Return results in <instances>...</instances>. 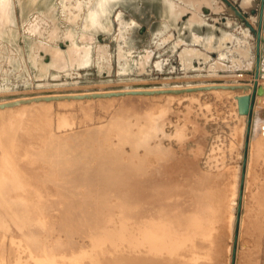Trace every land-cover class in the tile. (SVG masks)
I'll return each mask as SVG.
<instances>
[{
  "label": "rangeland",
  "instance_id": "obj_1",
  "mask_svg": "<svg viewBox=\"0 0 264 264\" xmlns=\"http://www.w3.org/2000/svg\"><path fill=\"white\" fill-rule=\"evenodd\" d=\"M259 5L8 0L0 264H174L166 254L126 260L137 254L138 221L163 206L207 220L195 237L202 264H264V98L240 113L239 96L254 87L256 37L236 13L257 27ZM239 200L231 231L226 215Z\"/></svg>",
  "mask_w": 264,
  "mask_h": 264
},
{
  "label": "bare ground",
  "instance_id": "obj_2",
  "mask_svg": "<svg viewBox=\"0 0 264 264\" xmlns=\"http://www.w3.org/2000/svg\"><path fill=\"white\" fill-rule=\"evenodd\" d=\"M250 4L251 3H246L245 6L248 7ZM7 5H8V0H0V28L2 26H4V23L7 19V14H8ZM255 47H256V40H255ZM259 50H260V54H259L258 64L256 61V57L254 59V69H255V71H258V77H257L258 83H259V80L264 78V67H263L264 66V6H263V17H262V26H261V37H260V41H259ZM261 85L264 86V81ZM254 89H255V83H254V88H253V92H252L251 96L253 95V93L255 91ZM257 94L260 97L264 98V90H263V92L257 93ZM243 95H246V94H241L239 96V98L242 97ZM252 107H253V101L251 102V109H252ZM244 114H249V113H244ZM246 130H247V126L244 130V134H246ZM248 131H249V128H248ZM261 134L264 136V124L261 126ZM130 135H131L130 138H132V139H130L131 142L138 144V145L142 144V141L140 139L136 138L137 136L135 135V133L131 132ZM4 143L6 144L7 142L5 141ZM246 143H247V141L245 142V145H246ZM7 147H9V146L7 145L6 147L4 146L3 148H7ZM10 147H11V145H10ZM1 151H2V149H1ZM6 151L9 153L8 150H6ZM6 151L5 152L3 151L4 157H6L7 155H10ZM5 153H7V155ZM1 156L3 157V155H1ZM10 157L8 156L7 158L10 159ZM3 164H6V163L4 162ZM5 166L8 167L7 164ZM11 166H12V164L10 163V167H8V168H11ZM12 169H14V168L12 167ZM13 172H14V170H13ZM243 173L244 172L241 170L240 167L237 168L235 172H233V179L231 180L232 181L231 182L232 192L230 194L231 196L229 199V200H232V204H235L237 199H239V191H240L239 184H240L241 180L243 179V178L241 179V177H243V175H242ZM14 174H17V173L15 172ZM17 176H16V178H17ZM221 198H220V200H221ZM240 199H241V193H240ZM216 203H215V205H216ZM239 204H240V209L238 207ZM167 205L168 204H166V206ZM163 207H165V206H163ZM163 207H157L155 209V211L150 216H143V217H141V220L138 221V224H136L137 226H135V227H137V230L135 233V236L137 238V239H135L137 242V245H136V249H134L135 246L133 248L137 254H136V256H132L134 258H126V260L131 261V260L140 258V256H146V257L149 256L150 258L151 257H160V256L162 257L166 254V255H168V258H170V260L174 264H202L201 260L202 261H205V260H203L202 256L199 255V254H202V252L197 250V247L199 248V243L195 237L197 235L200 236L201 235L200 233H202V231L204 230V228L207 225L209 227V224L206 223L207 220L205 222H200L201 216L197 215V213H190V215L185 216V217H183L180 214H174L173 215L171 213H167V212L165 213ZM231 207L232 206L230 205L229 213L226 215L225 222L227 221V226H228L229 230L234 231V226H235L236 219H237V213H239V211L241 210V201L239 200V203H237L235 210H233ZM213 208H214V205H213ZM216 208H217V206H216ZM213 211H215V209ZM216 212L217 211L213 212L214 216H215ZM218 212H219V210H218ZM20 215L21 214L19 213L18 216L20 217ZM213 215L211 214V217H213ZM217 215L218 214H216V216H215V220H216V217H219ZM12 216H13V214H12ZM12 216L10 215V219H12L11 218ZM21 217H23V216L21 215ZM14 218H16V220H14ZM14 218L12 220L13 222L14 221L17 222L18 220L19 221L21 220L20 218L18 219V217H14ZM121 218L122 217H120L119 220H121ZM208 218H210V216ZM208 218L206 217V219H208ZM24 219H25V217H24ZM213 219L214 218H211L210 220L208 219V221L211 222V220H213ZM0 220H1V216H0ZM197 221L200 223H198ZM16 222H14V223L17 225ZM211 225H213V223H210V226ZM17 226H20L19 223ZM121 228H122L121 231L125 230L126 233L129 235V237L131 236L130 234L135 231V229L130 228L126 223H123ZM214 228H211V230H213ZM209 230H208V232H209ZM203 233H205V232H203ZM205 234H207V232ZM208 236H209V234H208ZM127 239H128V237H127ZM130 241H132V240H130ZM38 247H39V244H38ZM118 248H119V246H118ZM134 250L131 249V250H128V252L132 253V251H134ZM142 253H144L145 255H143ZM92 264H93V262H92Z\"/></svg>",
  "mask_w": 264,
  "mask_h": 264
},
{
  "label": "water",
  "instance_id": "obj_3",
  "mask_svg": "<svg viewBox=\"0 0 264 264\" xmlns=\"http://www.w3.org/2000/svg\"><path fill=\"white\" fill-rule=\"evenodd\" d=\"M263 6H264V0H260V5H259V9H258V21H257V27H254L246 18L245 14L247 15L248 13L245 12V14H243V12H240L239 10L236 11V13L242 17V19H244L246 21V25L250 28V30L253 32V34L256 37V61L257 64L259 62V54H260V50H259V41H260V37H261V26H262V17H263ZM252 12H256L255 9L252 10ZM248 71H254V83H255V91L253 93V95L251 96L250 94H246L243 95L242 97L239 98V111L240 113H249L250 109H251V102L254 100V96L257 93H261L264 90V86L259 84L257 81V77H258V71L255 70H249ZM248 133V132H247ZM247 147V143L245 145ZM246 164V158L243 159L242 165H243V170H244V166ZM244 176V173L242 174ZM244 183V180H241V185ZM240 193L242 195V189L240 188ZM241 200V199H240ZM239 209H240V204H239Z\"/></svg>",
  "mask_w": 264,
  "mask_h": 264
},
{
  "label": "crops",
  "instance_id": "obj_4",
  "mask_svg": "<svg viewBox=\"0 0 264 264\" xmlns=\"http://www.w3.org/2000/svg\"><path fill=\"white\" fill-rule=\"evenodd\" d=\"M255 49H256V47H255ZM264 67V66H263ZM255 79V78H254ZM260 81V80H259ZM254 82V81H253ZM263 83V81L261 82H259V84H262ZM253 85H254V83H253ZM254 88V87H253ZM252 92H253V89H252ZM252 112V111H251Z\"/></svg>",
  "mask_w": 264,
  "mask_h": 264
}]
</instances>
